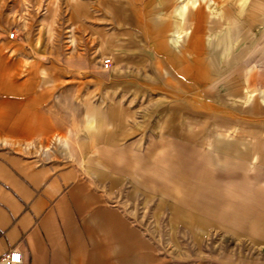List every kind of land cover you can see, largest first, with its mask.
I'll return each instance as SVG.
<instances>
[{
	"label": "crops",
	"instance_id": "1",
	"mask_svg": "<svg viewBox=\"0 0 264 264\" xmlns=\"http://www.w3.org/2000/svg\"><path fill=\"white\" fill-rule=\"evenodd\" d=\"M251 24L246 18V44L152 45L147 52L158 72L146 85L121 78L138 91L83 92L77 118L75 85L58 93L57 71L40 75L35 64L0 60V257L15 252L17 264H184L156 255L139 220L112 197L127 178L153 190L155 175L170 181L177 164L173 177L182 185L186 175L196 189L205 181L212 219H242L243 235L264 243V26ZM133 46L116 51L122 67L148 60ZM230 100L234 107H226ZM57 141L77 149L65 165L30 150ZM172 145L179 148L173 164L155 158ZM191 148L254 171L204 175L184 154Z\"/></svg>",
	"mask_w": 264,
	"mask_h": 264
},
{
	"label": "rangeland",
	"instance_id": "2",
	"mask_svg": "<svg viewBox=\"0 0 264 264\" xmlns=\"http://www.w3.org/2000/svg\"><path fill=\"white\" fill-rule=\"evenodd\" d=\"M258 11L264 12V0H0V60L35 64L40 75L49 74V69L54 74L57 71L58 93L75 85L77 118L83 92H96L98 97H104L105 91L136 92V85L117 81L133 77L142 84L158 72L153 68V53L147 52L152 45L160 43L177 49L196 42L204 46L246 44V18L251 19L252 27L258 23L264 26V19H256L260 17ZM260 24L256 27L261 28ZM12 33L16 34L14 39L10 37ZM122 44L123 49H131L134 44L140 50L134 54L145 55L148 60L136 68L122 67L115 59ZM107 59L112 61L109 69L103 64ZM92 102L97 104L100 100ZM232 103L235 102L230 100L226 107H234ZM59 136L58 141L67 139ZM58 141L53 146L30 150L39 156L51 153L53 160L65 165L78 152L73 147L70 153ZM159 150L155 158L168 156L172 164L179 156V148L173 145L164 149L166 154ZM184 154L190 155L198 168L202 167L204 175L254 171L248 165L214 160L202 148H191ZM176 166L165 170L173 173L170 181L158 180L160 175H155L156 187L150 191L132 184L128 178L112 187V197L139 220L140 230L154 242L156 255L184 264H264V243H255L241 231L246 221L212 219L210 190L201 188L205 181L201 179L196 189V180L186 175L182 185L181 178L173 177L179 176V165ZM204 193L208 199L202 198Z\"/></svg>",
	"mask_w": 264,
	"mask_h": 264
},
{
	"label": "built area",
	"instance_id": "3",
	"mask_svg": "<svg viewBox=\"0 0 264 264\" xmlns=\"http://www.w3.org/2000/svg\"><path fill=\"white\" fill-rule=\"evenodd\" d=\"M10 37L11 39H14L16 37V34L12 33ZM103 64L105 69H109L110 66L112 65V61L111 59H107L104 61ZM20 261H21L20 256L15 252L0 257V264H17Z\"/></svg>",
	"mask_w": 264,
	"mask_h": 264
}]
</instances>
